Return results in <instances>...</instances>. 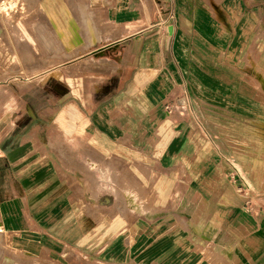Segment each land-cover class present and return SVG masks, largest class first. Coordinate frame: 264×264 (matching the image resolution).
Returning a JSON list of instances; mask_svg holds the SVG:
<instances>
[{"label":"crops","instance_id":"obj_1","mask_svg":"<svg viewBox=\"0 0 264 264\" xmlns=\"http://www.w3.org/2000/svg\"><path fill=\"white\" fill-rule=\"evenodd\" d=\"M72 1L75 38L81 35L87 44L86 28L77 25L78 5H84V19H92L87 11L101 3L100 19L94 21L102 38L88 48L121 52L108 76L102 75L107 60L93 65L100 69V75H92L94 92H71L64 105L56 103L61 91L43 92L38 96L41 106L34 110L30 89L36 81H47L40 79L43 70H28V76L18 79L20 69L10 65L18 63L12 54L18 49L29 57L51 44L43 38L48 37L44 15L28 14V28L21 34L0 26L3 90L7 100L20 104V109L9 107L0 114L5 130L0 138V170H5L0 176V225L6 236H20L21 241L34 236L78 251L77 257L90 264H123L118 260L130 251L128 257L139 260L142 227L153 232L161 227L163 233L145 239L153 250L155 243L180 244L191 258L208 251L201 244H227L218 257L248 264V222L264 209V91L238 97L233 88L221 85L226 76L231 80L230 72L221 74L226 63L221 57L229 52L231 66L237 47L229 31L224 46L213 37L221 33L220 0ZM51 37L57 47L49 48L62 51L55 25ZM81 43L69 49L77 50ZM53 59V71L60 73L61 61ZM263 61L249 66L264 67ZM38 63L28 60L26 66L42 65ZM109 76L117 83L108 95L103 90ZM33 194L34 208L27 202ZM20 195L21 202L13 201ZM29 206L32 217L26 212ZM63 210L67 218L47 217ZM106 211L114 215L104 218ZM103 226L134 230L132 236L114 237L101 231ZM233 244H244L245 250ZM172 248L156 253L167 256Z\"/></svg>","mask_w":264,"mask_h":264},{"label":"rangeland","instance_id":"obj_2","mask_svg":"<svg viewBox=\"0 0 264 264\" xmlns=\"http://www.w3.org/2000/svg\"><path fill=\"white\" fill-rule=\"evenodd\" d=\"M28 1L29 0H0V26L5 27L8 25V27L14 29L15 33L21 34L22 29H25L26 31V28H28L26 25L28 14H33L36 11L41 12L45 17L43 19V24L46 30L45 32L50 34V36L48 35L49 40L47 41L52 42V40H50L52 38L51 32L55 25V29L59 32L60 46L63 51L62 53L61 51L53 52L45 46L47 49L40 50L36 55L33 53L34 56L30 55L28 57L27 52L19 49L12 53L17 56L18 63L16 62V64L15 60H12L13 64L10 63V65L15 69H20L16 72V78L21 79L20 77L28 76L30 74L27 72L28 70L40 67L39 69L43 70V76L40 78L41 81L47 80L44 84H41L39 81L32 84L30 91L36 94H32L34 97L29 102L31 103L30 106L34 110L41 106V101L38 96H41V93L43 92H45V94L50 93V95H53V92L56 93L58 92L57 90L61 91V99L58 101L56 100L57 106L67 103L69 98L65 97H68L71 92L78 96H82L86 92H94L97 88V80L93 78L92 75L95 73L100 75V69L93 65L99 64L100 60H107L109 67L107 68V71L104 70L106 73H102V75H104V77L108 76V74L116 70L115 61L120 57L119 53L121 51L115 47L104 51L94 50V46L88 48V46L84 45L85 41H82L83 39L81 35H78L77 39L75 38L73 32L75 24L73 20L74 12L72 9L74 2L72 0V3H70V0H40L38 4L28 3ZM100 4H93L92 8L88 11V13L90 12L89 14L92 15V18H95L94 20L100 19ZM83 7L84 5H78L77 9L78 13L80 12L81 15L84 16ZM217 7H219V5ZM217 10L218 17L221 21V33L218 34V36H213L214 34H212V36L217 40L220 46H224L231 34V39L236 43L237 47L236 52L231 54V56H234L235 58V63H232L231 66H229L227 60V53L229 52H224L221 57L222 61L224 59L226 60V63L222 65L224 67L221 68V74L228 75L230 72L231 77L230 82H228L229 77L226 76V80L223 82L224 84L221 85L233 88L238 97L244 96L248 91H251L252 93L260 90L264 91V67L249 66L256 63V60H264V0H220V8H217ZM83 16L77 21L78 28L81 29H85L82 22L84 19ZM216 28L217 27H215L214 30H216ZM20 37L21 36H19V38ZM208 37H210V34H208ZM44 43L46 44L47 42ZM75 43H81V46L78 47L77 50H70L69 48L74 46ZM134 57H136L135 54L133 59ZM53 58H56L57 60L60 59L61 61L60 73H58V69L53 71ZM75 58L77 59L76 62L74 61ZM28 60L30 63L31 61L39 60L41 63L38 64L42 65L29 66L28 68L26 66V61ZM125 73L127 77H130L132 74L131 71ZM206 75H208L207 72ZM110 76L109 81L103 90L104 94L108 95L112 93L117 83L116 78L112 79ZM232 76L235 77L234 82ZM4 78H6V76L3 72L0 73V114H3V111L7 110L9 107L20 109L19 102L6 99L3 90L6 82H1ZM57 80H59V82H57ZM19 88L21 92L26 91L23 87ZM222 89H224V87H221V90ZM102 99H104V97H102ZM99 100L100 98L98 97L97 101ZM240 101L242 100L238 99V102ZM24 123L26 124L27 122ZM4 132L5 130L3 126H1L0 138ZM34 144H36V142H34ZM257 149L260 148L258 147ZM2 166H5V164L3 163ZM4 171L5 170L3 169L0 170V176L4 174ZM249 196L250 195L248 194V201ZM20 197L21 195L17 198H13V201L21 202ZM57 199V202L59 203L60 198L58 197ZM27 202L32 204L30 206L34 208L37 203V195L33 194L29 196ZM30 206L29 210L26 212H29L32 217L34 213L33 210L30 209ZM252 210V214L255 216L256 211L254 209ZM67 214L68 211L63 210L55 216L48 215L47 217L53 218L54 220L59 218L63 219L67 218ZM112 215H114V212H104V218H109ZM0 228V264H90L86 258L77 257L80 254L78 251L72 253L67 248H59L53 243H41L40 239L37 240L34 236L23 238L21 241L20 236H6L2 224L0 225ZM100 228L104 233L115 234L114 237L117 235L132 236L134 230L132 226L119 228L103 226V228ZM160 228L161 227H159L156 232L151 231L149 228H141L142 251L139 260L136 258H129L128 256L131 254L130 251L125 254L124 260L118 261L123 264H232L233 260L221 256L218 257V254L222 253L221 251H223L224 246L227 244H221L223 248L222 246H218V244H201L203 245L201 247L208 251H203V253H192L193 257L191 258L188 257L190 256V252H181L180 244L155 243L156 249L153 250V244L146 243L145 239L148 238L150 234L154 235L163 233V230H160ZM248 228H250V233H248V264H264V209H260V217L257 220L253 219L250 223L248 222ZM86 230L87 229L85 228V231ZM114 241H116V239ZM117 245H114L115 248H117ZM171 245H173V248L167 253V256L163 255V253H156L159 250H165L166 246L171 247ZM43 246H45V249H43ZM125 246L130 247L131 244H128L127 242L125 243ZM233 248L245 250L244 244H233ZM53 250L55 252H53ZM157 254L158 257H154ZM160 255H162V257H159ZM202 255H206V257ZM103 261L104 260H94L93 262L103 264ZM238 261L240 264H244L245 262L244 260Z\"/></svg>","mask_w":264,"mask_h":264},{"label":"bare ground","instance_id":"obj_3","mask_svg":"<svg viewBox=\"0 0 264 264\" xmlns=\"http://www.w3.org/2000/svg\"><path fill=\"white\" fill-rule=\"evenodd\" d=\"M80 5H81V2H80ZM78 11V10H77ZM83 11V10H82ZM88 12V11H87ZM90 13V12H89ZM90 15V14H89ZM93 15H94V13H93ZM81 16H83V15H81ZM90 16H92V15H90ZM69 20H70V18H69ZM67 21H68V18H67ZM83 25L85 26V28H86V30H87V39H86V41H87V44L89 45V44H94V43H96L97 41H100L101 40V38H102V35H101V33H99V31H98V26H97V24H96V22L94 21V19L92 18V19H83ZM81 22V23H82ZM33 24H35V23H33ZM39 24H37V26H38ZM36 26V27H37ZM42 26V24L40 25V27ZM73 26V25H72ZM71 27V26H70ZM34 28V27H33ZM38 28V27H37ZM43 28V27H42ZM35 29V28H34ZM33 29V30H34ZM44 29V31H46L45 30V28H43ZM100 29V28H99ZM42 30V29H41ZM40 32V31H39ZM38 32V33H39ZM43 32V31H42ZM41 32V33H42ZM35 33H36V35L38 34L37 32H36V30H35ZM48 34V33H47ZM36 35L34 36V38L36 37ZM39 35V34H38ZM43 35V33L41 34V36ZM46 35V34H45ZM49 35V34H48ZM31 36V35H30ZM50 36V35H49ZM48 36V37H49ZM48 37H46V36H44L43 35V38H44V40L45 41H47V40H49V38ZM38 38H39V36H38ZM40 38H42V37H40ZM43 38H42V40H43ZM48 38V39H47ZM43 40V41H44ZM50 40H52V38L50 39ZM36 42H37V44L39 43L38 42V40H35ZM39 41L41 42V40L39 39ZM42 41V42H43ZM49 42H51V41H49ZM54 42V41H53ZM53 42H51V44L53 45ZM48 43V42H47ZM46 43V44H47ZM56 43V42H55ZM55 43H54V45H55ZM42 45H43V43H41ZM50 44V43H49ZM85 45V46H88V45ZM54 45H53V48H54ZM44 46V45H43ZM50 46V45H49ZM49 46H48V48H49ZM56 46V45H55ZM40 47H41V45H40ZM46 47H47V45H46ZM57 47V46H56ZM62 48V47H61ZM50 50L52 49V48H49ZM55 50H56V48H55ZM57 51H58V49H57ZM60 52V51H59ZM63 51H61V53H62ZM62 56V55H61Z\"/></svg>","mask_w":264,"mask_h":264}]
</instances>
